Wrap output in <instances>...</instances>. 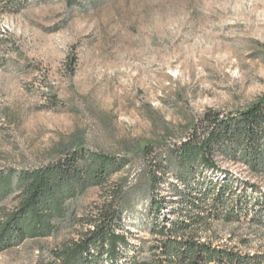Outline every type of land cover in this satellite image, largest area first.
I'll return each mask as SVG.
<instances>
[{
  "label": "rangeland",
  "instance_id": "374dc122",
  "mask_svg": "<svg viewBox=\"0 0 264 264\" xmlns=\"http://www.w3.org/2000/svg\"><path fill=\"white\" fill-rule=\"evenodd\" d=\"M262 96L264 0H0V168L40 167L81 146L130 157L111 185L133 207L134 236L149 237L141 149L181 139L208 109ZM107 191L80 195L78 217ZM78 219L1 252L0 264H58L52 250L86 227ZM216 235L264 251L258 226L222 224Z\"/></svg>",
  "mask_w": 264,
  "mask_h": 264
},
{
  "label": "trees",
  "instance_id": "16d2710c",
  "mask_svg": "<svg viewBox=\"0 0 264 264\" xmlns=\"http://www.w3.org/2000/svg\"><path fill=\"white\" fill-rule=\"evenodd\" d=\"M14 4L17 0H5ZM77 0H67L76 3ZM146 178L143 228L134 236L130 201L111 185L128 156L76 147L43 166L0 168V253L30 239L48 238L78 219L72 205L86 190L107 188L106 201L81 217L84 229L52 250L58 264H264L216 235L218 225L264 228V96L244 108L208 109L181 139L141 149ZM249 244V239H241Z\"/></svg>",
  "mask_w": 264,
  "mask_h": 264
}]
</instances>
